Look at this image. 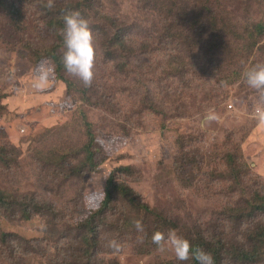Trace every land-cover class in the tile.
I'll list each match as a JSON object with an SVG mask.
<instances>
[{
  "label": "rangeland",
  "instance_id": "obj_1",
  "mask_svg": "<svg viewBox=\"0 0 264 264\" xmlns=\"http://www.w3.org/2000/svg\"><path fill=\"white\" fill-rule=\"evenodd\" d=\"M10 1L19 13L9 24L12 18L0 12V146L15 147L19 164L0 165V190L49 202L52 211L24 220L0 210V264L72 261L80 241V218L95 208L109 176L121 166L131 169L117 172L120 179L151 208L182 225L196 224L212 234L224 231L246 241L248 229L236 231L226 209L248 196L244 190L264 192V124L256 115L257 109H264V95L248 87L243 75L247 68L264 63V39L250 48L249 42L229 36L227 51L217 61L224 64V76L239 80L218 84L211 82L212 76H198L196 52L177 41L159 44L161 31L153 32L161 21L158 10L146 8L141 0H100L104 14L135 25L133 46L150 43L158 50L132 58L124 71L117 68L124 61L108 59L103 36L94 35L93 83L83 87L66 73L78 88L66 98L67 86L57 79L53 64L34 63L36 47L43 50L56 38L36 2L45 0ZM208 1L197 0L194 6L207 12L215 8L239 29L264 21V0H211L216 2L213 6ZM185 60L187 72L173 76L171 64ZM45 69L51 70L48 82L37 89L35 78ZM84 88H92L90 97L98 105L83 97ZM209 109L218 120L205 121ZM89 130L96 136L99 168L69 177L81 165L83 157L73 156L88 141ZM231 154L248 163L246 182L236 194ZM116 205L117 214L101 227L92 264L188 262L176 259L170 249L159 252L157 245L147 250L143 236L152 235L146 220L126 214L124 203ZM137 220L143 232L136 229ZM256 223L264 224L263 213L250 228ZM2 234L10 235L6 242ZM112 240L121 245L119 251L109 246Z\"/></svg>",
  "mask_w": 264,
  "mask_h": 264
},
{
  "label": "trees",
  "instance_id": "obj_2",
  "mask_svg": "<svg viewBox=\"0 0 264 264\" xmlns=\"http://www.w3.org/2000/svg\"><path fill=\"white\" fill-rule=\"evenodd\" d=\"M36 1V0H35ZM39 9L45 13L47 17V25L49 29L55 32L56 38L49 46L40 49L36 47L34 52V63L36 65L50 62L53 64L55 75L58 80L64 82L67 86L65 97H69L71 92L78 91L74 80L66 76L62 57L67 50L64 44V37L61 30L64 28L63 13L67 10H79L84 18L89 21L93 36L101 34L103 36L102 44L106 57L117 63L118 60L124 61L122 66L117 68L126 70V64H130L132 58L144 53L157 51L150 43H143L141 46H133L130 38L133 37L135 25L128 24L116 17L104 14L98 6L100 0H54V7L49 9L46 7L47 0L38 2ZM197 0H141L146 8L158 10L161 15V21L153 29V32H160L159 44L164 41H177L180 46L187 47L189 51L198 52L194 54L196 61H200L197 67L198 76H212V81L218 84L231 81V84L238 81L239 77L233 80L232 77L224 76V64H218L217 59L227 51L229 36L238 41H247L250 48L257 46L264 39V21L252 24L249 29H239V25L231 23L225 15L219 16L215 12V8L211 7L207 11L200 10L194 6ZM213 6L216 2L209 0ZM141 8V7H140ZM0 12L6 13L8 17L18 15L19 9L16 3L10 0H0ZM5 15V16H6ZM224 26H221V21ZM14 19H11V23ZM27 47L32 51L33 46L28 44ZM231 53H233L231 51ZM201 56H205L202 58ZM172 58H175L172 56ZM126 61V62H125ZM172 68V75L178 76L186 73V60L180 64H176ZM121 67V68H120ZM205 79V78H204ZM238 79V80H237ZM84 87V86H83ZM82 95L93 105L98 102H92L90 95L92 88H84ZM215 93L216 90H210ZM91 93V94H90ZM214 101V96H212ZM86 119V116H85ZM90 129L91 124L86 123ZM88 141L86 144L75 152L73 158L83 157L81 165L76 166L77 171L71 173L69 177L81 176L86 171L91 173L98 170L99 163L96 157L99 149L96 144V136L89 130ZM56 161V160H55ZM230 167L236 175L235 183L239 188H233L232 194L238 193L240 187L246 182L247 164L239 155L231 154ZM19 164L18 150L13 146H0V165L11 168L13 165ZM131 167H118L108 178L104 192L97 200L95 208L86 214L84 218H80V223L76 227L79 231L80 241L72 261L64 259V264H92L91 259L96 253V246L101 235L102 225H108V219L117 214L119 210L117 202L124 203L126 214L131 212L136 218H144L148 225L151 235L156 231H161L167 235L168 231L174 229L188 239L193 251L196 248L203 249L214 258L215 264H231V261L243 264H262L264 262V224L256 223L250 228V224L254 218L260 213L264 214V192L255 190L251 192L243 191L246 198H242V202H237L226 209L231 215V224L235 225L236 231L243 232L248 229L246 241H242L237 237H229L226 232H211L204 230L196 224L182 225L181 221L165 215L158 210L151 208L147 203L140 200L137 192L129 186L127 182L120 179L117 172H126ZM225 177V175H221ZM233 177V176H232ZM231 177V178H232ZM13 197L8 192L0 190V210L12 215H18L24 220H31L35 215L48 214L52 211V205L49 202H41L36 198H28L27 196ZM158 218L157 221H151ZM110 226V225H109ZM232 226V225H231ZM10 235L2 234V240L7 241ZM233 237V238H232ZM145 246L149 248L155 246L150 241V236H143ZM164 264H198L195 259H189L187 263H177L168 261Z\"/></svg>",
  "mask_w": 264,
  "mask_h": 264
},
{
  "label": "clouds",
  "instance_id": "obj_3",
  "mask_svg": "<svg viewBox=\"0 0 264 264\" xmlns=\"http://www.w3.org/2000/svg\"><path fill=\"white\" fill-rule=\"evenodd\" d=\"M46 7L52 9L54 0H47ZM63 22L64 28L61 34L67 49L62 57L64 68L67 73L78 78L84 87H90L95 76L96 44L89 21L79 10H67L63 13ZM50 71V69L42 70L35 78L33 86L37 89L44 87L48 82ZM243 75L248 87L264 95V63L247 68ZM256 115L259 123L264 124V109H257ZM204 119L212 122L218 120L219 116L214 110L209 109ZM135 227L139 232L144 231L139 220L135 221ZM151 239L157 245L159 252L170 249L179 261L195 259L198 264H215L210 253L200 248L193 251L191 242L174 229L169 230L167 236L161 231H156ZM109 246L116 251L121 248L116 240L110 241Z\"/></svg>",
  "mask_w": 264,
  "mask_h": 264
}]
</instances>
